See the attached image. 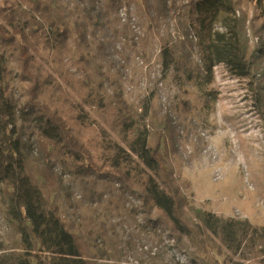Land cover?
<instances>
[{"label": "trees", "instance_id": "1", "mask_svg": "<svg viewBox=\"0 0 264 264\" xmlns=\"http://www.w3.org/2000/svg\"><path fill=\"white\" fill-rule=\"evenodd\" d=\"M176 1L142 0L145 13L139 15L150 24L142 48L171 13L196 35V44L175 42L168 33L160 39L162 72L170 73L177 91L174 112L181 118L213 110L219 67L248 81L264 122V58L260 48L247 46L246 18L237 16L241 4H252L264 32V0H188L184 13H176ZM130 3L0 0V217L9 229L0 240V264L119 261L122 239L129 238V252L139 241L138 233L123 230L135 214L145 216L144 225L134 227L139 233L148 227L167 232L192 264L233 258L264 264V227L198 207L174 153L176 128L169 117L153 98L139 113L124 99L113 50L129 35L116 13ZM194 47L200 63L192 58ZM90 125L101 132L94 147L80 131ZM74 193L105 213L88 210L80 223L69 219L63 210ZM129 198L139 210L126 209ZM164 262L149 257L147 264Z\"/></svg>", "mask_w": 264, "mask_h": 264}, {"label": "rangeland", "instance_id": "2", "mask_svg": "<svg viewBox=\"0 0 264 264\" xmlns=\"http://www.w3.org/2000/svg\"><path fill=\"white\" fill-rule=\"evenodd\" d=\"M131 1L130 6H121L117 10L116 17L122 25L128 27L129 35L119 38L114 43L113 50V58L121 73L124 99L127 103L134 104L139 113L143 101H151L153 98L160 113L169 117L176 128L174 153L183 165V176L191 182L193 200L198 207L224 217L246 219L255 226L264 227V122L251 98L252 86L248 81L231 78L218 67L215 69V81L212 86L216 94L213 110L202 115L191 111L180 118L173 110V98L177 91L171 83L170 73L162 74L159 50L160 39L166 33L178 37L186 34L185 27H180L177 16L171 13L172 18L160 19L151 35L150 44L142 48L141 42L148 34L146 27L150 24L139 19V15L145 13L142 0ZM187 1H176V7L179 9L176 13H184ZM237 16L246 18L244 31L247 46L251 49L260 48L262 54L259 56L264 58V32L259 29L260 22L254 20L256 18L253 5L241 4ZM138 28L141 29L142 36L137 35ZM174 41L180 43L183 40ZM192 58L198 63L195 47L192 50ZM260 67L264 70V60ZM90 114L95 117L93 112ZM95 120L102 125L98 118L95 117ZM149 128L151 131L150 124ZM80 131L91 147L97 145L101 139L99 126L82 127ZM60 171L57 168L55 172L61 175ZM63 179L68 183L70 178L63 176ZM73 200L63 212L76 223L81 222L88 210L93 211L98 207L97 202H90L78 193H74ZM76 202L79 208H76ZM125 207L128 211L139 210L140 203L129 198ZM97 210L99 214L105 213L101 208ZM131 218V226L125 224L123 230L125 234L133 231L135 233L132 235L138 233L139 241L134 245L133 252H129L126 246L129 238L122 239V244L116 247L122 258L119 261L104 263L147 264L149 257L160 256L166 264H192L187 252L178 248L167 232L159 228L153 231L147 226V229L144 227L146 232L139 233L134 227L143 226L145 216L135 214ZM114 221L111 223L115 224ZM8 232V227L2 223L0 217V240H5ZM5 243L8 245V241ZM219 261H222L221 258ZM228 264L251 262H241L233 258Z\"/></svg>", "mask_w": 264, "mask_h": 264}, {"label": "built area", "instance_id": "3", "mask_svg": "<svg viewBox=\"0 0 264 264\" xmlns=\"http://www.w3.org/2000/svg\"><path fill=\"white\" fill-rule=\"evenodd\" d=\"M122 20H125L124 18H122ZM133 25V24H132ZM185 28H184V30H185V33L186 34H184V35H178V37H175V36H172L173 37V39H177V40H183V41H186V40H191V41H193L194 42V44H196V41H197V39H196V35H195V33L193 32V29L190 27V26H188L187 24L184 26ZM138 33H137V35L138 36H142L143 35V33H142V31H141V29H139L138 28V31H137ZM189 32V33H188ZM162 34H163V32H162ZM160 52V51H159ZM196 61L198 62V63H200V61H199V57L196 59ZM140 63L142 64V61H140ZM159 66L161 67V69H162V66H161V64L159 63ZM162 74H163V72H162ZM164 75V74H163ZM141 111V110H140Z\"/></svg>", "mask_w": 264, "mask_h": 264}]
</instances>
